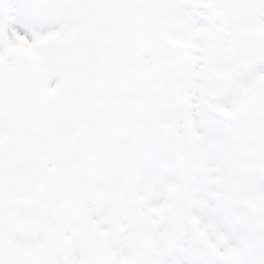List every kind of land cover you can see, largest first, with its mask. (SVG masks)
Wrapping results in <instances>:
<instances>
[{
  "label": "clouds",
  "instance_id": "1",
  "mask_svg": "<svg viewBox=\"0 0 264 264\" xmlns=\"http://www.w3.org/2000/svg\"><path fill=\"white\" fill-rule=\"evenodd\" d=\"M0 264H264V0H0Z\"/></svg>",
  "mask_w": 264,
  "mask_h": 264
}]
</instances>
